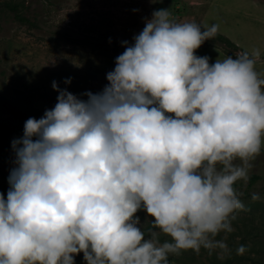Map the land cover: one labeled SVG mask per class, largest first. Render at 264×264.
I'll list each match as a JSON object with an SVG mask.
<instances>
[{
  "label": "clouds",
  "instance_id": "9594fccd",
  "mask_svg": "<svg viewBox=\"0 0 264 264\" xmlns=\"http://www.w3.org/2000/svg\"><path fill=\"white\" fill-rule=\"evenodd\" d=\"M218 29L154 10L134 44L123 42L102 92L82 100L53 81L55 107L12 141L0 264H75L80 253L86 264H169L202 248L231 256L227 236L249 210L234 185L248 183L264 147V78L259 49L212 64L195 54ZM141 210L153 218L147 238Z\"/></svg>",
  "mask_w": 264,
  "mask_h": 264
},
{
  "label": "rangeland",
  "instance_id": "374dc122",
  "mask_svg": "<svg viewBox=\"0 0 264 264\" xmlns=\"http://www.w3.org/2000/svg\"><path fill=\"white\" fill-rule=\"evenodd\" d=\"M5 2L16 4L33 24L17 20ZM161 8L178 23L195 22L202 30L219 25L218 32L250 54L259 49L256 70L264 78V0H0V193L5 199L16 166L12 141L23 137L27 119L38 120L55 107L59 93L53 81L82 100L88 99L86 92H102L109 83L107 73L125 51L123 42L134 44L145 20ZM237 52L241 50L226 51L215 42L203 43L195 54L209 57L212 64L226 56L235 59ZM68 78L70 84L65 83ZM253 174V182L234 185L249 210L236 213L235 230L226 241L231 256L220 260L202 248L199 254L189 250L170 255L169 264H264V147L253 161ZM254 192L261 200L252 202ZM137 215L147 238L153 218L143 210ZM165 241L171 238L161 234L160 242ZM240 245L248 248L242 256L236 254ZM75 264H86L83 253L75 256Z\"/></svg>",
  "mask_w": 264,
  "mask_h": 264
},
{
  "label": "trees",
  "instance_id": "16d2710c",
  "mask_svg": "<svg viewBox=\"0 0 264 264\" xmlns=\"http://www.w3.org/2000/svg\"><path fill=\"white\" fill-rule=\"evenodd\" d=\"M5 6L13 12V14L17 20L24 22V23L33 24V21H31L28 17H26L25 15L20 13V11L18 10V6L16 4L5 2ZM215 42L223 43L225 48H226V51H228V49L246 51V50L240 48L233 40H231L228 36H226L225 34H223L221 32H217L214 39L206 40L204 43L212 44ZM232 55L234 56V54H232ZM256 177H257L256 174L251 175L250 181L253 182L254 178H256ZM7 192H8V190H7ZM221 264H229V261L226 260L225 262H223Z\"/></svg>",
  "mask_w": 264,
  "mask_h": 264
}]
</instances>
